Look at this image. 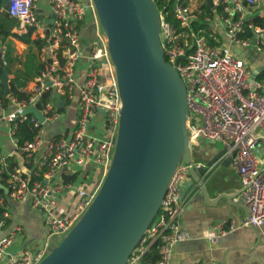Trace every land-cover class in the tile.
<instances>
[{"label":"built area","instance_id":"built-area-1","mask_svg":"<svg viewBox=\"0 0 264 264\" xmlns=\"http://www.w3.org/2000/svg\"><path fill=\"white\" fill-rule=\"evenodd\" d=\"M173 4L180 32L160 12L162 45L165 59L175 66L184 82L190 115L187 121L190 144L200 140L222 143L226 156L232 158V167L241 184V199L249 214L243 226H264V171L259 167L257 149L261 141L259 130H264V78L251 70L242 51L254 47L264 49V24L255 23L258 0H168ZM48 20L38 19L36 0H9L7 14L18 21V34L36 35L44 39L47 63L33 82L28 101H17V109L7 120L17 126V121L28 119L24 110L37 107L47 95L52 100L40 110L45 122L60 117L54 98L72 100L78 90L79 118L70 138L51 140L45 150L40 168L33 177L25 176L19 169L9 173L6 187L8 198L16 201L29 199L32 206L45 216L47 239L38 247L26 246L13 252L20 227L7 234V212L0 213V264H40L49 254L57 237L67 235L81 220L94 202L111 168L117 145L122 110V100L116 73L110 82L102 79L101 66L112 65L105 42L98 36L86 53L82 48V26L88 23L99 30V18L93 0H49ZM205 4L210 11L202 9ZM53 15H55L54 22ZM203 17V19H202ZM195 23L209 26L210 36L220 45H211L203 29L196 30ZM42 32V34H41ZM230 45H224L223 37ZM87 62L85 80L79 84L76 71L81 62ZM113 67V66H112ZM1 102V101H0ZM38 108V107H37ZM34 116V115H33ZM103 116L104 133L93 134V121ZM32 121L39 129L33 142L20 148L28 157L42 150L44 138L41 123ZM4 158L0 154V164ZM100 168L98 180L81 189L71 183L55 184L59 171L78 172L88 167ZM190 176V166L181 163L176 169L164 197L162 206L142 241L133 252L128 264H140L142 257L153 244L158 243L159 259L154 264H171L175 247L190 239V232L181 225L183 212V185ZM67 192L77 196L68 213L61 212V199ZM4 202L0 201V208ZM226 223L216 229L219 235L227 233ZM233 224L230 230H233Z\"/></svg>","mask_w":264,"mask_h":264},{"label":"water","instance_id":"water-1","mask_svg":"<svg viewBox=\"0 0 264 264\" xmlns=\"http://www.w3.org/2000/svg\"><path fill=\"white\" fill-rule=\"evenodd\" d=\"M1 1L3 6L9 3ZM93 2L122 100L117 145L94 202L40 264H128L158 214L178 166L182 162L190 166V175L208 203L203 178L227 151L223 149L205 166H193L187 89L178 70L165 59L155 1ZM54 19L55 15L52 23ZM0 68V82L9 97V75L2 61ZM24 114L45 122L37 107L27 108ZM0 188L9 194L6 186ZM240 193L223 195L218 201H231Z\"/></svg>","mask_w":264,"mask_h":264},{"label":"crops","instance_id":"crops-1","mask_svg":"<svg viewBox=\"0 0 264 264\" xmlns=\"http://www.w3.org/2000/svg\"><path fill=\"white\" fill-rule=\"evenodd\" d=\"M36 6L38 16H43L42 22H46L50 12L49 0H36ZM5 7L0 6L1 14H7ZM257 17L264 19V0H258ZM91 20L92 18L89 16L88 23L82 26L81 41L85 53L96 42L98 36L105 42L101 28L98 30L90 22ZM14 21L15 23L18 22L16 19ZM8 30L11 35L1 41L0 61L3 62L5 68L8 66L10 70L8 75L9 83L11 84L16 74L24 70L29 56H35L37 64L47 63L45 54L47 43L42 37L39 38L36 35H19L18 26L8 28ZM38 41L41 43H38ZM43 42L45 46L41 48ZM221 42L224 45H230L229 40L225 36ZM249 54L256 57L254 65L247 59ZM242 55L251 70L259 75L264 72V49L259 52L252 47L243 50ZM86 68L87 62L83 60L76 71V78L79 84L85 80ZM101 72L105 83L110 82L112 76H114L112 65L109 64L107 66L105 64L102 65ZM35 78L28 82L24 89L28 94L34 85ZM8 98H10V101L7 106H3L0 102V154L4 158L2 165L8 175L14 169H19L25 176L33 177L42 164L48 143L58 137L70 138L76 129L79 118L78 90L72 100L60 97L54 98L53 101L57 105L60 117L56 120L47 121L42 125L41 133L44 138V144L42 150L35 153L32 157H28L21 152L14 137L15 124L7 120V117L16 111L18 101L10 97V95ZM96 122L103 126V116L94 119V129L96 128ZM102 133L98 136L102 135ZM259 134L261 135V141L257 157L259 159V167L264 171V130L260 129ZM216 143L219 142L200 140L192 144L193 166L207 165L209 161L225 149L222 143L219 147L214 146L213 144ZM229 160L230 157L226 156L225 153L212 168H208V174L203 178L206 182L208 203L191 175L184 183L183 194L188 188L192 187V189L183 200L181 225L184 230L190 232L191 237L175 247L171 264H264V226L256 228V231L251 227L243 226V220L248 216V209L242 202L241 193L231 201L224 198L218 201L223 195H236L242 190L241 180ZM97 180L98 176H96L94 168L88 167L79 169L76 173L59 171L54 183H71L84 189L87 185L91 186ZM73 196L74 193L72 192L64 194L61 199V212L68 213ZM3 208L4 212L9 214V219L7 220L8 229L4 234H7L15 227L21 228V232L17 234L12 247L13 252L20 251L26 246L38 247L47 239L48 232L45 225V216L32 206L29 199L16 201L8 198L4 202ZM225 222H227L225 226L227 233L219 235L216 227ZM232 224L234 229L230 230V225Z\"/></svg>","mask_w":264,"mask_h":264},{"label":"trees","instance_id":"trees-1","mask_svg":"<svg viewBox=\"0 0 264 264\" xmlns=\"http://www.w3.org/2000/svg\"><path fill=\"white\" fill-rule=\"evenodd\" d=\"M155 4L158 8V11L164 13L165 19L168 23L172 25L173 30L177 33L180 32V26L178 21L175 18L173 4L168 0H154ZM0 6L2 7V1L0 0ZM1 9V8H0ZM202 9L206 12L210 11V6L205 4L202 6ZM203 19V17H202ZM15 19H12L8 16V14H1L0 13V45L1 41L7 39L11 33L9 32L8 28L18 26V22L15 23ZM255 23L258 25L264 24L263 18H255ZM194 28L196 30L203 29L202 35L206 37L207 41L213 45L218 46L220 45L219 42H215L213 38L210 36V28L208 25L203 23H195ZM28 38V37H27ZM38 43H41L38 41ZM45 46L43 42L41 44V48ZM8 63V60H7ZM46 64H37L35 60V56H29L27 63L25 64V68L23 71H19L14 79L11 81L10 84V97L17 99L18 101H28L30 99V95L24 91L25 87L27 86L28 82H30L33 78L37 77L41 74L44 70ZM8 74H10V70L8 66L6 67ZM2 75V70L0 68V79ZM264 78V72L259 75V79ZM52 100V94H47L37 105L38 109L42 110L48 102ZM0 101L3 106H7L10 98L5 97V90L3 85L0 83ZM33 114L28 115V119L26 121L21 122L18 120L14 137L18 142L19 149L22 148L25 144L29 142H33L35 137L37 136L39 129L34 126ZM9 175L6 173L2 164H0V184L6 186L7 179ZM8 195L6 194L5 190L0 188V201H7ZM4 212V208H0V213ZM159 244L155 243L152 245L150 250L142 257L140 264H154L159 259Z\"/></svg>","mask_w":264,"mask_h":264},{"label":"rangeland","instance_id":"rangeland-1","mask_svg":"<svg viewBox=\"0 0 264 264\" xmlns=\"http://www.w3.org/2000/svg\"><path fill=\"white\" fill-rule=\"evenodd\" d=\"M89 17V16H88ZM38 19L40 20V21H42L44 18H43V16L41 17H39L38 16ZM100 24V23H99ZM100 28H101V26H100ZM101 31H102V29H101ZM103 33V32H102ZM106 37V36H105ZM96 41H98V39L96 40ZM247 59L254 65V63L256 62V57L255 56H253V55H251V54H249L248 55V57H247ZM110 61H111V57H110ZM111 64H112V68H113V72H114V74H115V68H114V65H113V63H112V61H111ZM96 124V128H95V130H94V132H93V134H95V135H99L100 133H102L103 131H104V126H102L101 124H99L98 122H96L95 123ZM101 131V132H100ZM98 132V134H96ZM103 134V133H102ZM214 146H221V143H216V144H213ZM94 172H95V174H96V176H98V178H99V176H100V168L97 166L96 168H95V170H94ZM77 198V196L76 195H74L73 196V198L71 199V205H73L74 204V202L77 200L76 199ZM67 235H64V236H59V237H57V242L53 245V246H51V248L49 249V254L52 252V250L57 246V245H59L60 243H61V241L66 237ZM49 254H47L46 255V257L49 255Z\"/></svg>","mask_w":264,"mask_h":264}]
</instances>
